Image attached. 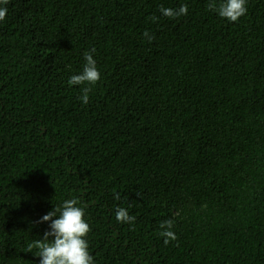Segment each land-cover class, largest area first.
Here are the masks:
<instances>
[{
    "label": "trees",
    "instance_id": "1",
    "mask_svg": "<svg viewBox=\"0 0 264 264\" xmlns=\"http://www.w3.org/2000/svg\"><path fill=\"white\" fill-rule=\"evenodd\" d=\"M208 3L7 0L0 264H38L36 222L67 198L95 264H264V0L237 22ZM93 48L101 79L84 105L67 81Z\"/></svg>",
    "mask_w": 264,
    "mask_h": 264
},
{
    "label": "clouds",
    "instance_id": "2",
    "mask_svg": "<svg viewBox=\"0 0 264 264\" xmlns=\"http://www.w3.org/2000/svg\"><path fill=\"white\" fill-rule=\"evenodd\" d=\"M7 0H0V22L7 16ZM248 0H209L208 8L218 17L229 22H237L247 14ZM163 16L179 17L188 14V5L182 4L177 9L160 8ZM147 35V33H146ZM95 49L84 53V64L79 72L68 78L69 86L81 87L79 100L87 105L89 93L101 79V72L94 58ZM117 199L119 197L117 196ZM117 223L135 224L136 217L130 215L123 207L115 209ZM36 223H47L48 228L43 233L42 239L34 240L28 245L29 251L36 248L38 264H95V259L89 251L87 236L91 231L90 224L86 219L84 208L78 198H67L61 203L53 205V209L43 215ZM174 221L169 219L160 223L159 236L163 238L165 245L174 241L177 237L173 231Z\"/></svg>",
    "mask_w": 264,
    "mask_h": 264
}]
</instances>
